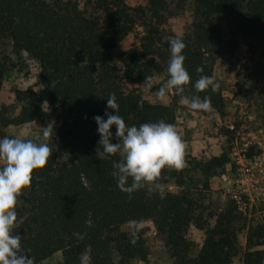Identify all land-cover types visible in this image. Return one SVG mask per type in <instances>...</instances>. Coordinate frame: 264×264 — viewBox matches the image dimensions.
I'll use <instances>...</instances> for the list:
<instances>
[{
	"label": "trees",
	"instance_id": "trees-1",
	"mask_svg": "<svg viewBox=\"0 0 264 264\" xmlns=\"http://www.w3.org/2000/svg\"><path fill=\"white\" fill-rule=\"evenodd\" d=\"M144 1L130 6L124 0H0V44L39 65L43 87L39 101L49 106L45 110L35 103L31 89L15 90L19 108L0 107V139L13 138L4 131L7 127L36 120L53 128L47 141L53 155L44 169L34 171L31 187L18 198L13 235L22 237V246L30 250L26 254L34 257L35 264L56 252L62 253L63 264H82L86 256L90 264H133L146 259L139 224L149 221L172 264H231L240 249L242 224L241 264H264V227L246 228L232 201L221 209L204 201L212 179L230 163L228 152L205 159L186 156L188 166L182 171L163 169L158 183L171 182L180 188L164 187V198L147 184L128 194L113 175L119 154L105 159L96 154L97 148L103 149L94 120L97 115L107 120L106 110L116 114L107 109V98L115 93L126 126L160 120L174 124L173 102H151L125 87V81L143 85L146 76L153 78L149 89L153 92L166 83L169 37H180L186 44L182 54L191 82L183 96L189 101L193 96L201 100L208 96L212 110L223 116L222 89L198 92L195 82L202 75L213 77L217 59L232 56L240 38L264 36V0ZM182 16L189 20L176 34L167 23ZM221 16L228 36L222 33ZM130 36L133 42L128 44ZM11 64L10 55L0 49V88ZM197 67L203 71L197 72ZM174 96H179L175 90ZM258 96L257 118L264 126V86ZM140 101L142 109L137 107ZM221 130L228 140L232 137L227 127ZM42 131L33 142H45ZM111 142H118L115 135ZM190 170L199 177L188 174ZM89 220L91 227L85 223ZM190 225L203 232L200 246L187 236ZM137 227L138 238L132 244L131 233Z\"/></svg>",
	"mask_w": 264,
	"mask_h": 264
},
{
	"label": "clouds",
	"instance_id": "clouds-1",
	"mask_svg": "<svg viewBox=\"0 0 264 264\" xmlns=\"http://www.w3.org/2000/svg\"><path fill=\"white\" fill-rule=\"evenodd\" d=\"M170 59L167 64L169 79L155 93L160 100L167 99V93L175 90V94L183 96L185 86L191 82V76L184 66L186 57L182 54L186 44L180 37H169ZM197 72L203 69L197 67ZM143 86L147 89L153 87V78L146 76ZM195 89L203 92L211 89L216 92L220 85L213 77L200 76L196 80ZM184 102L194 111H212L211 99L205 96L203 100L199 96H193ZM137 107L142 109L143 102ZM107 109H112L116 114L105 111L107 120L97 115L94 117L98 125L100 135L96 154L99 159L119 154L121 159L113 162L116 171L113 175L117 178V184L121 191L132 194L145 187L154 185L159 190L161 198H164V185L158 183L162 178V170L165 168L182 171L186 168V143L171 123L160 120L156 123H143L139 127L126 126L124 118L119 115V104L115 93L107 98ZM116 126L115 138L117 143H112V126ZM42 138L45 142L36 143L32 140L9 138L0 139V264H35L34 257L29 256L22 246V237L13 235V229L17 221V207L19 197L24 190L31 187L35 170L44 169L53 155L52 148L47 142L53 137V128H42ZM131 178V184L128 183ZM88 227L91 221L85 222ZM138 227L131 235V243L137 240ZM79 235V234H75ZM82 264H90V257H85Z\"/></svg>",
	"mask_w": 264,
	"mask_h": 264
},
{
	"label": "rangeland",
	"instance_id": "rangeland-1",
	"mask_svg": "<svg viewBox=\"0 0 264 264\" xmlns=\"http://www.w3.org/2000/svg\"><path fill=\"white\" fill-rule=\"evenodd\" d=\"M124 1L130 6L145 3L144 0ZM188 20L187 16L171 18L168 20L167 26L176 34H180ZM219 20L222 33L228 36L229 32L224 18L221 16ZM137 30L141 31V28L139 27ZM132 42L133 37L130 36L127 43ZM0 49L9 54L12 61V64L4 74L3 87L0 88V107L7 106L15 108V110L18 109L20 103L16 100L14 91L31 89L34 92L32 100L45 110H49L47 104L39 101L43 90L40 84L41 69L39 65L25 55L15 56L11 54L8 44L4 46L0 44ZM263 67L264 36L262 38L242 37L239 39L238 48L232 56H222L217 59L213 70V78L222 89L224 97L223 116L214 110L205 113L192 110L184 102V96H174V90L167 93V99L162 101L156 96V92L145 88L139 82L125 81V87L136 89L151 102H173L175 108V121L173 125L187 145L186 156L205 159L212 155H217L222 151L229 153L233 137L228 140V137L221 128L228 127L227 125L230 123L238 128L242 125L243 128L240 130L239 135L245 137L248 135L249 130L260 125L257 118V113L259 112L258 91L260 87L264 86V83L261 82V73L264 74ZM43 127L44 123L36 120L20 126H9L4 131L13 138L38 140ZM111 131L115 135V125L112 126ZM188 174L194 178L199 177L196 171L190 170ZM164 187L167 190L180 189L171 182L167 183ZM220 191L221 181L219 176H215L212 179L210 189L205 191L204 194V201L213 209L223 208L226 205V201H228L222 196ZM139 227L144 230L146 259H137L133 261V264H172L168 250L152 224L149 221H145L140 223ZM244 234V225L242 226L241 224V231L238 235L240 249L231 264H241ZM187 236L197 246H200L202 243L203 232L194 225H190ZM262 247L264 248V246ZM38 264H63L62 253L56 252Z\"/></svg>",
	"mask_w": 264,
	"mask_h": 264
},
{
	"label": "built area",
	"instance_id": "built-area-1",
	"mask_svg": "<svg viewBox=\"0 0 264 264\" xmlns=\"http://www.w3.org/2000/svg\"><path fill=\"white\" fill-rule=\"evenodd\" d=\"M227 126L233 138L230 163L219 175L220 193L235 204L246 228L256 224L264 227V126L254 127L245 137L239 135L242 125Z\"/></svg>",
	"mask_w": 264,
	"mask_h": 264
}]
</instances>
